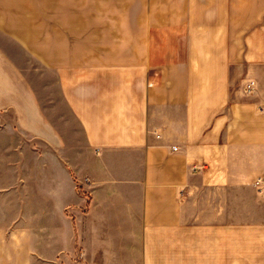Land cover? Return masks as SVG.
<instances>
[{
    "label": "crops",
    "instance_id": "1",
    "mask_svg": "<svg viewBox=\"0 0 264 264\" xmlns=\"http://www.w3.org/2000/svg\"><path fill=\"white\" fill-rule=\"evenodd\" d=\"M0 115L8 264H264V0H0Z\"/></svg>",
    "mask_w": 264,
    "mask_h": 264
},
{
    "label": "rangeland",
    "instance_id": "2",
    "mask_svg": "<svg viewBox=\"0 0 264 264\" xmlns=\"http://www.w3.org/2000/svg\"><path fill=\"white\" fill-rule=\"evenodd\" d=\"M12 122H14L13 115H0V125ZM36 154L23 132L0 130V191L3 192L0 195V206L3 205L0 209V224L6 230L9 229L10 222L20 220V216L25 213L22 209L25 199L31 198L33 202L40 199L39 195L34 194L39 192L42 186L40 162L34 158ZM27 191L31 196L26 197ZM26 213L30 214V212ZM33 214L39 215V211H34ZM1 261L8 264V258L3 260L1 258L0 263ZM33 264H42L40 257L34 259Z\"/></svg>",
    "mask_w": 264,
    "mask_h": 264
}]
</instances>
